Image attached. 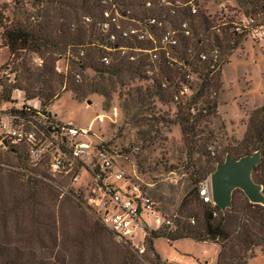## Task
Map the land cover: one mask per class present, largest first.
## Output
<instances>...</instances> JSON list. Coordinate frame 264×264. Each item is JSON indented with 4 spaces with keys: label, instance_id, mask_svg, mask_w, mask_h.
<instances>
[{
    "label": "trees",
    "instance_id": "1",
    "mask_svg": "<svg viewBox=\"0 0 264 264\" xmlns=\"http://www.w3.org/2000/svg\"><path fill=\"white\" fill-rule=\"evenodd\" d=\"M25 1L30 8L33 5L35 13L29 14L24 21L7 27L4 39L5 46L14 57L21 52H30L45 60L43 67L34 73L24 65L23 80L27 84L26 93L29 99L39 98L43 107L51 105L55 98L59 99L61 95L59 90L64 86L70 72L67 76L56 72V63L58 61L66 63V53L69 50L72 53L71 64L78 70L75 78L76 74L80 73L83 79L82 73L87 69H91L97 75V79L88 85V90H81L82 95H78L79 89H69L74 92L77 100L90 94H97L106 102L111 101L112 93L116 92L118 85L124 86L126 80L133 82L137 79L150 80L153 86L129 87L124 93L125 99L122 95L119 96L121 106L124 110H129V113L144 106L147 99L155 98L163 105L166 96L170 97L173 105L172 117L180 126L184 148L187 151L186 166L180 165L190 171L189 179L194 189L188 192L176 210L165 214L158 209L171 218L173 226L162 227L147 237V250L154 256V264H167L161 261L154 248L157 239H165L169 243L187 239L198 243L215 244L220 251L218 264H250L257 249L264 254L263 206L251 204L244 193L236 191L232 208L223 212L218 207L204 204L198 195L199 185L210 177L217 164L222 162V159L216 157L213 147L206 145L202 139L204 131L200 124L218 110L223 71L230 59L227 50L235 51L241 41L247 40L228 36L225 32L210 33L213 25L207 15L215 10L217 4L211 7L207 0L196 2L199 7L198 13L194 16L188 14L190 35L188 38H182L185 52L183 60L178 61L176 57V63H162L160 72L153 79H149L144 75L147 56L140 55L138 62L130 63L118 55H112V64L103 63L105 51L93 45L100 38L97 26L95 23L91 25L83 23L84 16L94 17V14L100 11L99 0ZM263 1L251 2L249 9H243L240 5L237 7L245 15L254 17L258 23L264 25ZM128 6L133 9L142 7L143 4L137 1L129 3ZM150 14L157 15L154 11H150ZM81 51H85L83 58L80 57ZM202 56L206 59H202ZM187 75L192 79L188 81L189 94L177 102L174 97L179 95L181 83H186ZM16 88L12 87L6 91L7 100ZM245 115L246 119L243 121L245 132L242 139L236 142V147L228 146L224 150V160L228 154L239 159L261 151L262 160L255 168L253 177L257 183L264 186V106L246 111ZM159 122L164 124L167 120L159 118ZM100 146L116 157L125 153L122 149L121 153L118 152L111 141L106 140ZM131 151H138V148ZM5 153L24 163L19 150ZM27 159L24 158L25 161ZM19 168L26 170L21 172L24 174L17 172L16 169L12 172V169L4 168L0 164V264H37L38 259L30 251L31 245L40 244L43 248L49 249L45 242L43 243L45 236H49V240L53 242L52 256L59 247L53 260L55 264H73V260L67 259L62 250L68 253L69 249L75 246L81 247L82 251L77 264H86L83 252L87 245L89 247L93 245L99 251L103 250L105 247L99 237L102 235L104 237L106 233L112 240H117L99 219H93V214H91L93 220L88 219L89 216L86 215L79 198L73 193L60 201V193L57 194L54 187L55 180L48 170L47 173H43L39 167L33 168L29 165H22ZM67 202L76 204L78 210L85 214L83 222L73 227L70 225L72 230L76 231L73 237L69 233L70 227L64 226L66 229L64 232L60 225V218L62 221L63 216L59 215L63 214L65 209L62 205ZM14 232L20 236L16 242L13 241ZM69 238H73L72 242ZM59 240L60 246L64 248L62 250ZM119 243L124 250L122 264H138L139 261L134 259V255L137 256L135 252H132L129 246ZM104 258L106 259V256ZM97 262L99 264L98 259L91 261L93 264Z\"/></svg>",
    "mask_w": 264,
    "mask_h": 264
},
{
    "label": "rangeland",
    "instance_id": "2",
    "mask_svg": "<svg viewBox=\"0 0 264 264\" xmlns=\"http://www.w3.org/2000/svg\"><path fill=\"white\" fill-rule=\"evenodd\" d=\"M207 1H209L208 4L211 7L218 3L230 2L240 5L243 9H249L252 5L250 3L255 0ZM262 4L264 5V1ZM138 9L133 8V11L137 13ZM31 13H35V9L33 5L30 8L25 0H0V107H7V104L13 101L14 97H17L18 90L23 92L22 99L24 101L39 100L41 103L39 98L31 100L27 96V84L23 80L25 77L24 65L34 73L43 67L45 60L30 52H21L14 57L5 46L4 39L7 27L24 21ZM227 51L230 59L223 71V84L218 99V110L200 124L201 129L204 131L202 139H204L206 145L213 147L216 157L222 159V162L224 161V150L228 146L236 147V142L242 139L245 132V126L243 125V121L246 119L245 112L264 106V40L257 43L251 40L241 41L237 50L228 49ZM184 54V47H181L176 55L178 61L183 60ZM65 64L60 62L62 69ZM69 66L70 74L64 81V86L59 90V94H61L59 99L55 98L51 105L44 108L61 123L73 124L82 128L92 126L95 134L92 138L94 141L98 143L106 142V140L111 141L118 152L121 153V149L125 150L123 155H117L116 163L126 171L128 179L133 184L139 185L145 193H148L165 214L176 210L183 198L194 187L191 186L189 179L190 171L188 172L184 168L187 162V151L184 148L180 126L174 122L175 119L172 117L173 105L170 97L166 96L163 105L155 98L147 99L144 106L138 107L129 113V110H124L121 106L119 96L122 95L125 99L124 93L127 92L129 87L153 86L150 80L137 79L133 82L126 80L124 86L118 85L116 92L113 91L112 93L111 101L106 102L104 98L97 94H90L77 100L74 92L69 89H79L78 95L80 96L82 91L88 90V85L94 79H97V75L91 69H87L82 73V81L77 82L75 73L78 70L71 63ZM12 87L17 88L13 89L9 95L10 98L7 100L8 92L6 91ZM19 102L20 104L23 103L22 101ZM114 108L118 109L117 116H114ZM135 115H138L137 118L133 117ZM100 118H102V121ZM159 118H164L167 122L164 124L158 123ZM133 148H138V151H131ZM5 152L0 150V164H2V167L12 169L13 172L22 165H29V160H24L27 155L23 149H20V152L24 163H20L18 158ZM47 163L44 162L39 167L41 172L47 173ZM17 172L21 173V171ZM171 173L180 176L181 179L178 185L166 180ZM53 179L56 183L54 186L56 189H54L57 194L60 193V201L71 193L76 196L77 193L85 190L83 188L84 182L75 185L69 178L58 176ZM79 201L90 221L95 220V218L98 219L92 211L82 204L83 198H79ZM62 207L65 209L59 217L63 216L64 218H62V221L60 218V225L64 232H66L64 226L70 227L71 225L73 227L85 219V214L78 210L76 204L67 202ZM142 219L146 227L150 228L151 222L148 216L144 215ZM71 227L69 233L73 237L72 235H75L76 231L74 232ZM19 239L20 236L14 232L13 241L16 242ZM49 239V236L43 238V243L45 242L49 249L43 248L40 244L31 245L30 251L38 259L37 264H42V262L43 264H55L53 260L59 247L56 248L55 254L52 256L53 242ZM69 239L72 242L73 238ZM99 240L105 248L99 251L93 245L89 244L90 247L87 245L83 252L86 264H93L91 261L97 259L99 264H122L124 250L119 241L112 240L107 233L104 237L103 235L100 236ZM141 240L142 233L137 231L136 243H140ZM60 248L62 250L63 247L60 246ZM154 248L161 261L167 264H218L220 252L219 247L215 244L198 243L187 239L174 243H169L165 239H158L154 242ZM80 249L81 247L75 246L71 247L69 251L67 250L68 253L63 250L62 252L67 255V259L73 260V264H77L82 254ZM132 252L134 251L132 250ZM136 255L138 257L134 255V259L139 261L138 264H154V256L148 250L144 255ZM104 256H106V259ZM95 264H98V262ZM250 264H264V254L260 249L255 251V258L250 261Z\"/></svg>",
    "mask_w": 264,
    "mask_h": 264
},
{
    "label": "built area",
    "instance_id": "3",
    "mask_svg": "<svg viewBox=\"0 0 264 264\" xmlns=\"http://www.w3.org/2000/svg\"><path fill=\"white\" fill-rule=\"evenodd\" d=\"M137 1L143 6L136 7L139 9L135 13L128 4ZM198 1L99 0L100 11L94 17L84 16L83 23L96 24L100 38L93 45L105 51L102 59L105 65L112 64V55L130 63L138 62L140 55L147 56L144 75L153 79L160 72L162 63L177 62V52L183 47L182 38H188L191 31L188 14L198 13ZM150 11L157 15L152 16ZM207 18L213 25L210 33L225 32L228 36L256 43L264 40V25L245 15L233 3H218ZM84 56L85 51H81L80 57ZM202 59L206 57L202 56ZM71 62L69 50L65 67L62 69L60 61L56 63L57 72L67 76ZM76 80H82L80 73L76 74ZM188 81L192 79L187 75L175 101L179 102L181 97L189 94ZM17 92V97L12 98L7 107H0V150L23 149L30 167L37 168L48 162L47 168L53 178H69L75 185L84 182L85 190L76 197L83 198L82 204L119 242L136 254L144 255L147 237L162 227H172L171 218L161 213L152 197L128 179L126 171L117 165L116 156L101 148L102 142L92 139L95 135L92 126L82 128L61 123L39 100L26 102L22 99L23 92ZM113 112L117 116L118 109L114 108ZM16 170L26 171L24 168ZM180 179L175 173L166 178L174 185H178ZM198 195L204 204L216 207L210 177L199 185ZM144 215L150 219V228L142 219ZM137 231L142 233L138 244Z\"/></svg>",
    "mask_w": 264,
    "mask_h": 264
},
{
    "label": "water",
    "instance_id": "4",
    "mask_svg": "<svg viewBox=\"0 0 264 264\" xmlns=\"http://www.w3.org/2000/svg\"><path fill=\"white\" fill-rule=\"evenodd\" d=\"M91 104V102H89ZM7 146V144L5 143ZM262 160L261 151L236 159L227 155L212 173L213 202L223 212L233 206L234 193L241 191L249 202L264 207V186L254 180L253 173Z\"/></svg>",
    "mask_w": 264,
    "mask_h": 264
},
{
    "label": "crops",
    "instance_id": "5",
    "mask_svg": "<svg viewBox=\"0 0 264 264\" xmlns=\"http://www.w3.org/2000/svg\"><path fill=\"white\" fill-rule=\"evenodd\" d=\"M158 240V239H157Z\"/></svg>",
    "mask_w": 264,
    "mask_h": 264
}]
</instances>
